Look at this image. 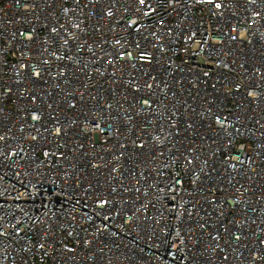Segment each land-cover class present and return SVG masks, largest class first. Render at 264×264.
I'll list each match as a JSON object with an SVG mask.
<instances>
[{
  "label": "built area",
  "instance_id": "2783aa9c",
  "mask_svg": "<svg viewBox=\"0 0 264 264\" xmlns=\"http://www.w3.org/2000/svg\"><path fill=\"white\" fill-rule=\"evenodd\" d=\"M0 264H264V0H0Z\"/></svg>",
  "mask_w": 264,
  "mask_h": 264
}]
</instances>
